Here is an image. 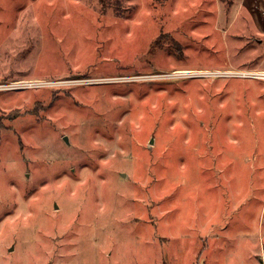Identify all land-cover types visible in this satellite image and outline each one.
Masks as SVG:
<instances>
[{
  "label": "rangeland",
  "instance_id": "rangeland-1",
  "mask_svg": "<svg viewBox=\"0 0 264 264\" xmlns=\"http://www.w3.org/2000/svg\"><path fill=\"white\" fill-rule=\"evenodd\" d=\"M239 69L264 0H0V264H264Z\"/></svg>",
  "mask_w": 264,
  "mask_h": 264
},
{
  "label": "built area",
  "instance_id": "built-area-1",
  "mask_svg": "<svg viewBox=\"0 0 264 264\" xmlns=\"http://www.w3.org/2000/svg\"><path fill=\"white\" fill-rule=\"evenodd\" d=\"M230 74L242 76V77H251L257 79H264V69H239V70H230ZM19 83H11L10 85H6V87H15ZM25 84V82H23ZM22 84V85H23Z\"/></svg>",
  "mask_w": 264,
  "mask_h": 264
},
{
  "label": "crops",
  "instance_id": "crops-1",
  "mask_svg": "<svg viewBox=\"0 0 264 264\" xmlns=\"http://www.w3.org/2000/svg\"><path fill=\"white\" fill-rule=\"evenodd\" d=\"M262 263H264V261H261Z\"/></svg>",
  "mask_w": 264,
  "mask_h": 264
}]
</instances>
